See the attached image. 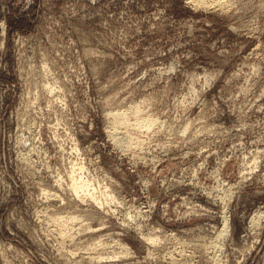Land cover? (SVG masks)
<instances>
[{"label":"rangeland","instance_id":"374dc122","mask_svg":"<svg viewBox=\"0 0 264 264\" xmlns=\"http://www.w3.org/2000/svg\"><path fill=\"white\" fill-rule=\"evenodd\" d=\"M214 1L0 0V264H264V0Z\"/></svg>","mask_w":264,"mask_h":264},{"label":"bare ground","instance_id":"6f19581e","mask_svg":"<svg viewBox=\"0 0 264 264\" xmlns=\"http://www.w3.org/2000/svg\"><path fill=\"white\" fill-rule=\"evenodd\" d=\"M216 1V0H215ZM212 2V3H217V2ZM218 1V0H217ZM222 2L223 1H221V5L223 6V4H222ZM224 3H226V2H224ZM220 4V2L218 3V5ZM225 5V4H224ZM46 71V70H45ZM46 84V83H45ZM50 86H52L51 84H49ZM46 87V86H45ZM49 88V87H48ZM53 88H55V87H53ZM56 89V88H55ZM45 90H46V88H45ZM50 92V91H49ZM53 94V93H52ZM50 95V94H49ZM139 108V107H138ZM129 109H130V107H129ZM135 109V108H134ZM120 110V109H119ZM122 110V109H121ZM131 110V109H130ZM139 110V109H138ZM121 112V111H120ZM123 112V111H122ZM121 114V113H120ZM31 126V125H30ZM27 127V126H26ZM36 127V126H35ZM32 129V128H31ZM31 129H29V130H31ZM34 129V128H33ZM25 130V129H24ZM27 130H28V127H27ZM34 131V130H33ZM32 130H31V133L33 132ZM36 131V130H35ZM184 131H185V129H184ZM40 132V131H39ZM27 133V132H26ZM36 133H37V131H36ZM30 134V133H29ZM27 135V134H26ZM25 135V136H26ZM33 136V135H32ZM24 137V136H23ZM34 137V136H33ZM39 137V136H38ZM37 137V138H38ZM32 138V137H31ZM31 138L29 139L30 141H31ZM36 138V137H35ZM40 139V138H39ZM32 140H33V138H32ZM23 141H24V139H23ZM40 141H41V139H40ZM35 142V141H34ZM33 143V142H32ZM30 144V143H29ZM37 144V143H36ZM35 144V145H36ZM39 144V143H38ZM31 145V144H30ZM34 145V144H33ZM28 146V145H27ZM30 147V146H29ZM35 147V146H34ZM34 149V148H33ZM30 150V149H29ZM30 151H32V150H30ZM79 174H77V176H78ZM75 177V176H74ZM72 178V177H71ZM77 179V178H76ZM75 179V180H76ZM81 180H82V178H80V180L79 181H76L75 182V184L73 185L74 186V190L78 193V192H80L82 189H83V187H84V184L81 182ZM86 184V183H85ZM85 189V188H84ZM88 190V189H87ZM85 191V190H84ZM89 193V192H88ZM92 194V193H91ZM90 194V195H91ZM80 195H78V197H79ZM94 198H95V196H93ZM80 198H81V196H80ZM83 199V198H82ZM227 226H228V221H226V223H225V228H224V230L227 228ZM219 235H222L221 233L219 234ZM218 235V236H219ZM149 239H151V238H149ZM98 245V244H97ZM103 245H104V243H103ZM102 245V246H103ZM92 247V246H91ZM97 248H98V246H96ZM95 247V248H96ZM93 248H94V246H93ZM100 248V247H99ZM91 249V248H90ZM93 250V249H92ZM216 253H217V251H216ZM214 254H215V252L213 253V257L212 258H214ZM216 255H218V254H216ZM102 257V256H101ZM217 257V256H216ZM218 258H219V256H218ZM217 258V259H218ZM101 259V258H100ZM99 259V260H100ZM214 260H216V259H214ZM101 262H102V260H101Z\"/></svg>","mask_w":264,"mask_h":264}]
</instances>
